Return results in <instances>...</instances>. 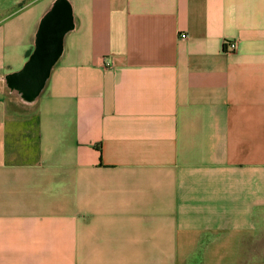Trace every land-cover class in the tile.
I'll list each match as a JSON object with an SVG mask.
<instances>
[{"label": "crops", "instance_id": "1", "mask_svg": "<svg viewBox=\"0 0 264 264\" xmlns=\"http://www.w3.org/2000/svg\"><path fill=\"white\" fill-rule=\"evenodd\" d=\"M55 1L0 0V264H242L264 236V0H63V54L21 105L4 76Z\"/></svg>", "mask_w": 264, "mask_h": 264}, {"label": "water", "instance_id": "2", "mask_svg": "<svg viewBox=\"0 0 264 264\" xmlns=\"http://www.w3.org/2000/svg\"><path fill=\"white\" fill-rule=\"evenodd\" d=\"M69 5L56 0L41 18L34 36V48L23 66L6 74L4 81L21 105L30 106L43 93L51 72L61 58L64 38L72 30Z\"/></svg>", "mask_w": 264, "mask_h": 264}, {"label": "rangeland", "instance_id": "3", "mask_svg": "<svg viewBox=\"0 0 264 264\" xmlns=\"http://www.w3.org/2000/svg\"><path fill=\"white\" fill-rule=\"evenodd\" d=\"M249 254L245 253L248 258H243L242 264H264V236L259 237L258 242L251 243L248 246Z\"/></svg>", "mask_w": 264, "mask_h": 264}, {"label": "built area", "instance_id": "4", "mask_svg": "<svg viewBox=\"0 0 264 264\" xmlns=\"http://www.w3.org/2000/svg\"><path fill=\"white\" fill-rule=\"evenodd\" d=\"M181 38H186V35L185 34H182L181 35ZM229 47H230V49H234L235 45L230 43L229 44Z\"/></svg>", "mask_w": 264, "mask_h": 264}]
</instances>
